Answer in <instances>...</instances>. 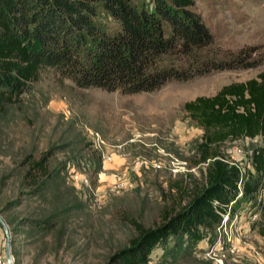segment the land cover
I'll return each mask as SVG.
<instances>
[{
  "label": "rangeland",
  "instance_id": "rangeland-1",
  "mask_svg": "<svg viewBox=\"0 0 264 264\" xmlns=\"http://www.w3.org/2000/svg\"><path fill=\"white\" fill-rule=\"evenodd\" d=\"M195 7L222 48L264 47V0H195ZM263 69L264 60L139 92L80 87L44 71L0 114V246L10 243L16 264H108L138 234L130 218L155 226L207 184L203 128L185 101ZM262 144V137L228 140L222 153L246 176ZM48 150L49 174L33 183L26 157ZM239 189L233 215L171 234L145 264H264L257 223L264 183L251 194Z\"/></svg>",
  "mask_w": 264,
  "mask_h": 264
},
{
  "label": "trees",
  "instance_id": "trees-1",
  "mask_svg": "<svg viewBox=\"0 0 264 264\" xmlns=\"http://www.w3.org/2000/svg\"><path fill=\"white\" fill-rule=\"evenodd\" d=\"M263 60L259 45L234 50L217 44L195 0H0V114L49 69L80 87L139 92ZM184 109L203 128L198 150L207 184L176 213L164 212L155 226L130 218L138 234L108 264H145L157 243L221 223L235 212L239 188L251 194L264 183L263 144L253 150L254 171L246 176L222 153L228 140L264 139V69L188 99ZM51 153L26 157V177L33 183L49 174ZM258 212L264 236V204Z\"/></svg>",
  "mask_w": 264,
  "mask_h": 264
},
{
  "label": "water",
  "instance_id": "water-1",
  "mask_svg": "<svg viewBox=\"0 0 264 264\" xmlns=\"http://www.w3.org/2000/svg\"><path fill=\"white\" fill-rule=\"evenodd\" d=\"M2 222H3V224L6 227L5 222L3 220H2ZM6 255H7V259L10 261V263L11 264H15V258H14L13 254H12L10 243H7V245H6Z\"/></svg>",
  "mask_w": 264,
  "mask_h": 264
},
{
  "label": "built area",
  "instance_id": "built-area-1",
  "mask_svg": "<svg viewBox=\"0 0 264 264\" xmlns=\"http://www.w3.org/2000/svg\"><path fill=\"white\" fill-rule=\"evenodd\" d=\"M0 264H11L10 261L7 259L6 250L1 246H0Z\"/></svg>",
  "mask_w": 264,
  "mask_h": 264
}]
</instances>
